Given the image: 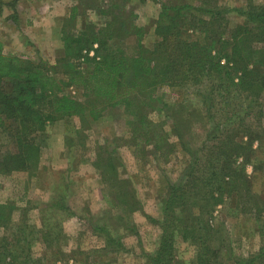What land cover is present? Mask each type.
Returning a JSON list of instances; mask_svg holds the SVG:
<instances>
[{
  "label": "trees",
  "instance_id": "trees-1",
  "mask_svg": "<svg viewBox=\"0 0 264 264\" xmlns=\"http://www.w3.org/2000/svg\"><path fill=\"white\" fill-rule=\"evenodd\" d=\"M100 1V6L89 5L87 9L107 20L89 23L78 31L80 6L71 8L61 29L64 53L53 64L43 58L34 61L4 53L0 42V130L7 131L14 143V148L0 153V175L38 169L41 148L37 133L47 123L77 115L93 121L115 107H122L130 117V145L135 153L146 145L167 158L175 145L164 122L153 121L149 115L165 107L162 87L189 89L191 94L173 111V134L190 158L181 178L168 182V192L162 196L161 234L146 264H188L176 260V237L196 246L193 264H221L211 247L218 233L209 224L215 206L225 197L235 196L237 208L254 211L257 221L264 212V198L253 191L244 166L252 162L254 141L264 133V3L240 9L244 22L230 27V9L218 0H199V6L175 0L162 6L154 25L158 40L149 50L142 42L146 29L137 24L130 0L126 4L110 0L108 6ZM186 24L199 30L202 38H184ZM129 38L133 41L131 52L126 43ZM84 63L90 65L87 73ZM70 87L80 89L87 101H77L67 92ZM105 141V147L97 146L96 156L102 148L107 156L92 164L102 185L110 188L108 194L116 209L124 208V215L118 211V225L138 236L132 214L141 209V201L131 180L111 164L113 160L122 166L123 160L116 151L117 157L112 156L108 149L111 141ZM192 181L202 182L205 205L194 204L184 215V207L191 203L183 188ZM59 200L55 207L69 211L61 197ZM17 210L15 204L0 203V264H40L32 246L41 230L27 221L25 211L15 220ZM189 217L194 220L190 226ZM55 227L54 232L42 233L43 241H51L53 234L61 235L62 226ZM92 227L106 246L124 250L120 235L115 238L104 225ZM259 231L260 248L243 264L264 259L263 224Z\"/></svg>",
  "mask_w": 264,
  "mask_h": 264
},
{
  "label": "rangeland",
  "instance_id": "rangeland-1",
  "mask_svg": "<svg viewBox=\"0 0 264 264\" xmlns=\"http://www.w3.org/2000/svg\"><path fill=\"white\" fill-rule=\"evenodd\" d=\"M103 1L108 6L110 0ZM144 1L147 2V0H130L129 7L136 13L137 6L142 7L141 4ZM150 1L154 4L152 7L158 8L160 13L163 5L174 4L175 0ZM117 2L126 4V0H117ZM187 2L193 6L200 5L199 0H187ZM218 2L230 9L227 17L230 27H234L245 20L239 12L240 9H244L247 5L264 3V0H218ZM100 3H102L100 0H79L80 14L75 27L77 31L84 29L89 23L103 24L107 20L104 16H96L93 10L87 11L89 5L98 7ZM196 12L201 15L200 11ZM157 18L144 19L145 23L141 24L138 21V15L136 17V22L146 29L142 42L149 50L154 49L153 46L158 40L157 35L154 37L153 33L149 32ZM68 25L66 24L65 27L68 28ZM70 27L73 29L72 25ZM182 36L189 40L202 38L199 30L188 24L183 27ZM154 39L156 41H153ZM130 42L133 44L132 38L126 41L129 52L133 47ZM3 51L23 59L37 60L34 52H12L4 47ZM50 52L44 53L43 59H52L55 56L54 51ZM53 61L54 58L52 63ZM89 67L90 65L86 63L82 65L86 73ZM67 92L81 103L87 101L84 100L78 88L70 87ZM160 92L165 107L163 111L152 112L149 118L156 122H164L170 142L175 145L172 154L167 158L156 152L154 147L146 145L141 146L138 153H135L133 149L134 156L137 155L132 156L129 149L130 142L132 143L128 125L130 117L122 107H115L107 109L101 117L93 121L77 115L47 123L45 128L37 133L36 141L41 148L38 169L34 172L14 171L0 175V203L15 204L19 210L14 212V219L18 220L20 214L25 211L27 221L41 230L37 233V239L32 246L33 255L39 259L40 264H143V250H153L160 232L158 225L145 222L141 213L134 212L132 218L137 219L142 232L139 238L128 236L129 233L118 225L117 219V214L124 215V208L116 209L110 197L111 194H108L110 188L100 183L101 179L92 163L100 161V157L107 156L105 148L99 151L101 154L99 157L96 156L95 150L99 144L105 147L107 145L105 140L109 139L111 143L108 149L112 150V156L117 157L116 151L124 159L122 166L113 160L110 161L111 164L122 177L129 179L131 177L135 180L144 208L156 217L159 216L158 205L161 203L162 196L164 197L168 192V182H177L181 178L183 169L190 158L182 150L179 140L173 134L175 122L173 111L185 101L191 94V90L178 86H164ZM261 103L264 109V97ZM261 122L264 125V113ZM197 139L200 140L201 136H197ZM11 148H14V143L10 135L7 131L0 130V153ZM244 166L253 191L264 198V133L254 141L252 162ZM59 182L67 189V199L61 194L56 195V192L51 193V189L56 188ZM162 183L165 184V188L167 185L164 195L158 193ZM183 192L191 205L185 206L182 214L188 215L189 208L191 211L194 204H198L201 208L205 205L202 182H188ZM60 197L69 211H60L55 207L60 202ZM128 216L130 217V214ZM191 217L187 220L188 226L194 224ZM203 217L206 218V215L204 214ZM209 224L218 232L215 241L211 243L217 257H220L218 260L216 254L211 252L216 262L243 264L260 248L262 238L258 227L260 228V224L264 226V212L257 221L254 211L243 212L237 208L235 196L225 197L222 204L215 206L209 218ZM60 225L63 232H60L59 237L53 234L52 237L50 236L51 241H43L42 233L54 232L55 226L59 228ZM92 225L106 226L115 238L120 235L127 243L132 242L135 251L132 254L130 250L128 252L114 251L111 246H106L104 238L99 233L93 231ZM176 238L174 244L177 250L176 260H193L194 247L188 242H183L181 238ZM256 264H264V259L257 260Z\"/></svg>",
  "mask_w": 264,
  "mask_h": 264
},
{
  "label": "crops",
  "instance_id": "crops-1",
  "mask_svg": "<svg viewBox=\"0 0 264 264\" xmlns=\"http://www.w3.org/2000/svg\"><path fill=\"white\" fill-rule=\"evenodd\" d=\"M140 2L141 1H139V3ZM78 5H79V0H0V42L2 43L3 47L8 51H12V52L23 51L28 53L34 52L35 58L37 60H39L40 58H44L45 57L44 53L47 54L48 51H51L50 53H53L54 51L55 56L53 57L54 58L53 62L55 63L56 59L61 57L64 53L62 37H61V29L70 16L71 8ZM153 5L154 4H152L150 0H147V2L144 1V3L141 4L142 7L139 8L137 6V9L135 10L138 15L139 23L141 24L145 23L143 22L144 19L157 18L159 9L156 7H152ZM138 8L139 9L142 8V9L139 10ZM87 11H92V9H87ZM94 14L96 16L98 15L95 12ZM149 32L153 33V36L155 37L154 27H151ZM153 41L156 40L154 39ZM53 58L52 59L49 58L46 60L49 63H52ZM129 149L131 150V155L134 156L135 154L133 153L134 147L129 145ZM96 151L97 150H95V152ZM120 157L124 162V159L121 154ZM94 169L97 172V175L100 179L99 171L95 167ZM130 179L139 197L136 182L133 178L130 177ZM163 183L162 186L158 188V193L162 195L166 193L165 189L167 188V185L165 188V184ZM55 192L56 195L61 194L62 196H64V198L67 199L68 196L67 189L65 188L64 184L59 182L56 188L51 189V193H55ZM159 206L160 205H158L159 208L158 217L151 214L147 209H145L142 201H141V209L137 210L136 212L141 213V216L143 217L145 222H149L150 224L155 223L158 225L160 229L159 222L162 220V213H161V208ZM152 219H154V221H152ZM134 222L137 227L139 235L137 236L129 233L128 236H136V238H139L140 232H142V227H139L137 219L134 220ZM160 234H161V229L157 241L155 242V245L153 247V250L150 249L143 250V257H142L143 264H146L148 261V256L152 255L156 251ZM122 242L124 245V250H122V252L125 251L128 252V250H130V254H132L133 251H135L133 250L135 246H132L134 245L132 244V242L131 244H129L125 241L124 238L122 239ZM189 244L192 245L195 249L194 258L193 260H181V261L191 264L192 261H194L196 258V246L191 243Z\"/></svg>",
  "mask_w": 264,
  "mask_h": 264
}]
</instances>
